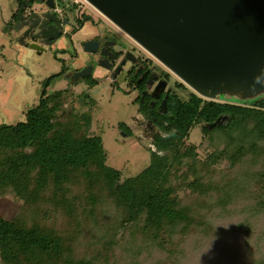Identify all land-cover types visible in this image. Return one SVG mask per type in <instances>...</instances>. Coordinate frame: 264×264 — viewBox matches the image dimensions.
Wrapping results in <instances>:
<instances>
[{
	"label": "trees",
	"instance_id": "1",
	"mask_svg": "<svg viewBox=\"0 0 264 264\" xmlns=\"http://www.w3.org/2000/svg\"><path fill=\"white\" fill-rule=\"evenodd\" d=\"M51 76L24 120L0 123V196L20 200L0 216V264H264V97L220 85L215 100L168 96L163 114L140 106L162 133L125 176L89 118L58 114V92L44 101ZM198 123L202 141L185 144Z\"/></svg>",
	"mask_w": 264,
	"mask_h": 264
},
{
	"label": "water",
	"instance_id": "2",
	"mask_svg": "<svg viewBox=\"0 0 264 264\" xmlns=\"http://www.w3.org/2000/svg\"><path fill=\"white\" fill-rule=\"evenodd\" d=\"M87 1L200 96L264 89V0Z\"/></svg>",
	"mask_w": 264,
	"mask_h": 264
},
{
	"label": "rangeland",
	"instance_id": "3",
	"mask_svg": "<svg viewBox=\"0 0 264 264\" xmlns=\"http://www.w3.org/2000/svg\"><path fill=\"white\" fill-rule=\"evenodd\" d=\"M13 6L14 0H0V123L5 124L25 119V111L36 103L44 79L56 72L66 59V54H55L49 48L40 54L20 50L12 39L13 36L4 31L2 24ZM96 16L95 12V23L99 19ZM100 20L103 21V18ZM113 25L108 23L112 31L118 32ZM121 36L131 43L130 37L123 34ZM170 75L171 81L178 80L174 74ZM99 79L82 76L68 82L53 74L48 82H44L42 97L48 102L58 92L62 105L57 113L68 111L75 119L82 121L89 118L86 133L101 138L106 150V163L118 169L122 175L135 174L149 161L150 150L153 148L151 136L162 132L141 113L139 104L134 100L135 91H127L124 84L110 82L106 76ZM183 85L184 89L176 90V93L181 98H186L187 91L193 90L184 83ZM225 92L229 94L227 97L230 100L247 101L264 97V89L246 91L227 86ZM200 97L206 100L216 99L211 96ZM66 117L64 121H67ZM202 135L200 123L195 124L188 131L184 143L198 145L203 139ZM207 149L204 144L199 146L198 155L204 157ZM220 163L225 165L227 160ZM19 204L20 200L16 196H0V216L11 218Z\"/></svg>",
	"mask_w": 264,
	"mask_h": 264
},
{
	"label": "flooded vegetation",
	"instance_id": "4",
	"mask_svg": "<svg viewBox=\"0 0 264 264\" xmlns=\"http://www.w3.org/2000/svg\"><path fill=\"white\" fill-rule=\"evenodd\" d=\"M105 21L112 24L87 0H14L2 24L24 52L40 54L49 48L55 54H66L59 69L49 76L56 74L68 82L82 77L73 79L80 71L87 72L83 76L86 78L100 80L106 76L110 82L124 84L127 91H135L134 100L145 114L151 110L163 114L167 97L173 94L180 97L176 90L184 89L183 82L179 78L171 81L172 72L115 25L118 32L112 31ZM163 98L165 109L161 111L159 103Z\"/></svg>",
	"mask_w": 264,
	"mask_h": 264
}]
</instances>
